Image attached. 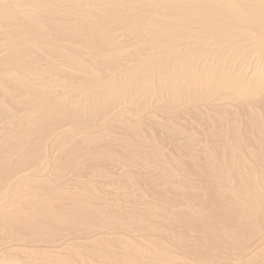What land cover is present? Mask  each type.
I'll use <instances>...</instances> for the list:
<instances>
[{
    "label": "bare ground",
    "instance_id": "bare-ground-1",
    "mask_svg": "<svg viewBox=\"0 0 264 264\" xmlns=\"http://www.w3.org/2000/svg\"><path fill=\"white\" fill-rule=\"evenodd\" d=\"M1 1L0 264H264V0Z\"/></svg>",
    "mask_w": 264,
    "mask_h": 264
},
{
    "label": "rangeland",
    "instance_id": "rangeland-1",
    "mask_svg": "<svg viewBox=\"0 0 264 264\" xmlns=\"http://www.w3.org/2000/svg\"><path fill=\"white\" fill-rule=\"evenodd\" d=\"M173 1H175V0H173ZM18 2H19V0H12L11 2H9V3H7V5H9V6H15L16 4H18ZM0 3H2V4H4V2L3 1H1ZM90 12V11H89ZM81 12L79 11V13L78 14H80ZM91 13V12H90ZM161 13H163V15H166V12L165 11H163V12H160V14ZM6 16L5 15H3L2 13H0V20H1V18H5ZM6 28H4V27H0V32H2V31H4ZM22 34H23V36H27V33H24V32H21ZM116 34V37H118L119 39L121 38V35L120 34H118V30H117V28H110V29H107V30H102L101 29V31H98L97 32V38H99V37H102V39L104 40V41H112L113 39H112V37L114 36ZM5 38V37H4ZM130 37H125V40H127V39H129ZM0 41L2 42V40H1V38H0ZM35 48V47H34ZM36 49V48H35ZM38 50V49H37ZM82 55H83V58H85V59H87L88 61H90V62H92L93 64H94V62H95V60H96V58H93L92 56H90L86 51H83V53H82ZM4 57V51L3 50H0V61H3V58ZM91 58V59H90ZM6 68L8 69V71H12V69H13V67H14V64L12 63V62H9V63H6ZM92 69L94 70V75H96L98 72H99V68L96 66V65H94L93 67H92ZM78 73V72H77ZM78 75H79V73H78ZM25 76H27V79H31V81L29 80V82H31V83H36L38 80H39V78L37 77V75L34 73V72H28V70L26 69L24 72H19V74H18V78L19 79H21V81H22V78H24ZM52 76V74H47L45 77H44V79L42 80V82H40V83H38V85L40 86V88H41V90L42 91H45V86L47 85V84H52V82H50V80H53V78L51 77ZM81 77H82V79H84V81H85V84H84V87H87L88 85H89V82H90V79H87V75L86 74H84V73H82V75H81ZM34 81H33V80ZM40 81V80H39ZM58 84V83H57ZM76 84H80L79 82H75L74 83V85L73 86H69V84L67 85L68 86V88L67 89H63L62 87V91L63 92H65V93H67L69 96L68 97H70L71 99H74L75 98V94H79V92H80V90L81 89H77V85ZM18 85L19 84H16L15 85V87H18ZM53 95H55V94H53ZM25 99V97H21L20 95H18V96H15L14 97V100H17V101H19V100H24ZM61 101H63L64 102V104H66V105H70V104H73L74 102L72 101V100H69L68 102H65L64 101V99H62ZM18 111V112H17ZM16 111V113H19V115H21V113L23 114L24 113V116H26V115H30L29 117H32L33 115V113H32V110H30L29 108H27V107H20V109H18ZM1 115V114H0ZM5 116L3 115V116H1V118H0V124H6L5 122H3V121H6L7 122V124L6 125H0V128L1 129H4V128H7V127H12V125L13 124H16V123H13L14 121H9L8 119L6 120V117L4 118ZM5 119V120H4ZM3 122V123H2ZM9 122H12L13 124H11V123H9ZM11 124V125H10ZM9 125V126H8ZM3 127V128H2ZM10 127V128H11ZM190 178H192V177H190ZM52 236H53V238H55L56 236L58 237V235H56L55 236V233H53V234H51ZM51 236V237H52ZM55 238V239H59V237L58 238ZM52 238V239H53Z\"/></svg>",
    "mask_w": 264,
    "mask_h": 264
}]
</instances>
